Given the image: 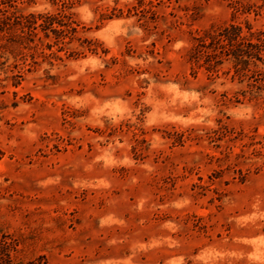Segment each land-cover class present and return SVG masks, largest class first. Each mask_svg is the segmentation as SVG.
Returning <instances> with one entry per match:
<instances>
[{
	"label": "rangeland",
	"instance_id": "374dc122",
	"mask_svg": "<svg viewBox=\"0 0 264 264\" xmlns=\"http://www.w3.org/2000/svg\"><path fill=\"white\" fill-rule=\"evenodd\" d=\"M260 31L264 0H0V264H264Z\"/></svg>",
	"mask_w": 264,
	"mask_h": 264
},
{
	"label": "trees",
	"instance_id": "16d2710c",
	"mask_svg": "<svg viewBox=\"0 0 264 264\" xmlns=\"http://www.w3.org/2000/svg\"><path fill=\"white\" fill-rule=\"evenodd\" d=\"M231 31H234L236 32L234 35L231 33ZM241 32V27L240 26H236V25H230V26H227L225 27L223 30H222V34L223 36L231 42V40L233 39L232 37H237V35ZM261 34V36H264V31H260L259 32ZM253 47L254 45L253 44H248V45H245V47ZM242 48V46H239L238 49ZM234 57L236 60H239V62H244L245 63V60H241L242 56L241 54H234Z\"/></svg>",
	"mask_w": 264,
	"mask_h": 264
}]
</instances>
